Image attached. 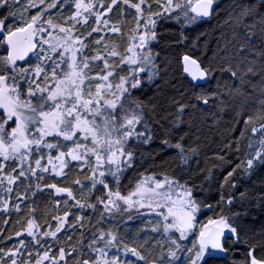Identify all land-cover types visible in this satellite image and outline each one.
Listing matches in <instances>:
<instances>
[{"label":"snow or ice","instance_id":"obj_1","mask_svg":"<svg viewBox=\"0 0 264 264\" xmlns=\"http://www.w3.org/2000/svg\"><path fill=\"white\" fill-rule=\"evenodd\" d=\"M0 264H264V0H0Z\"/></svg>","mask_w":264,"mask_h":264},{"label":"trees","instance_id":"obj_2","mask_svg":"<svg viewBox=\"0 0 264 264\" xmlns=\"http://www.w3.org/2000/svg\"><path fill=\"white\" fill-rule=\"evenodd\" d=\"M164 39H167V37H165Z\"/></svg>","mask_w":264,"mask_h":264}]
</instances>
